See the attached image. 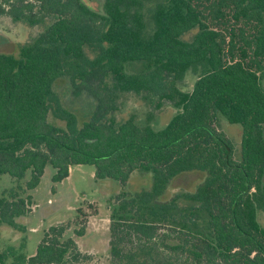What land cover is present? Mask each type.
Listing matches in <instances>:
<instances>
[{
    "label": "trees",
    "instance_id": "trees-1",
    "mask_svg": "<svg viewBox=\"0 0 264 264\" xmlns=\"http://www.w3.org/2000/svg\"><path fill=\"white\" fill-rule=\"evenodd\" d=\"M4 13L50 21L18 55L0 52V177L31 172L25 187L0 194V224L25 230L17 218L33 196L22 192L48 165L54 182L81 164L123 186L149 171L151 189L114 197L106 264H264V0H102L101 10L84 0H0ZM189 71L197 79L184 90ZM62 78L74 96L95 100L81 125L56 91ZM126 93L178 112L159 130L152 112L145 125L133 116L118 122ZM218 114L242 126L240 159ZM192 171L206 173L195 191L162 199ZM85 217L79 208L77 236ZM67 228L51 226L32 256L24 243L0 252V264H86L92 255L64 238Z\"/></svg>",
    "mask_w": 264,
    "mask_h": 264
},
{
    "label": "rangeland",
    "instance_id": "rangeland-1",
    "mask_svg": "<svg viewBox=\"0 0 264 264\" xmlns=\"http://www.w3.org/2000/svg\"><path fill=\"white\" fill-rule=\"evenodd\" d=\"M36 3L37 0H27ZM96 10L102 9V0H84ZM38 5V4H36ZM6 10L10 8L4 5ZM37 11V9H35ZM37 13V12H35ZM35 15V14H34ZM35 21H21L13 18L10 14H0V52L18 55L20 47L30 42L37 36L50 20L43 19L41 15H35ZM195 33L191 31L185 35V39H191ZM197 79V74L189 71L185 78L179 82L184 90H191ZM56 91L60 95L64 106L79 117V125L92 115L95 100L87 94L74 96L71 92L70 82L67 78L57 81ZM154 114L151 126L157 130L164 128L178 109L171 103H164L161 108L153 109V106L143 96L136 93H126L122 107L115 113L118 122L133 116L138 123L145 125L150 113ZM50 121L57 125L65 124L50 115ZM218 127L225 132L234 145V154L237 159L241 158L242 126L238 123H230L222 114H218ZM95 166L89 164L74 165L71 167L68 178L61 182H54L55 168L51 165L46 167L40 184L32 190L23 191V196L32 194L33 204L31 211L17 218V221L25 227L20 231L7 224H0V252L13 247L20 252L24 243L23 251L28 256L36 253L37 247L45 232L53 225L67 224L68 228L64 238H74L80 249L92 255V259L86 264H106L110 257V215L114 204V197L122 190L135 193L144 189H151L153 185V173L136 170L129 181L123 186L118 180L95 178ZM31 172L17 181L8 174L0 177V194L8 192L19 185L25 187V182L30 178ZM206 173L202 171L186 172L173 179L163 200H169L182 192H193L204 181ZM21 193V194H22ZM82 208L86 212V232L83 236H77L75 219L77 211ZM259 221L264 226V212L259 211Z\"/></svg>",
    "mask_w": 264,
    "mask_h": 264
}]
</instances>
